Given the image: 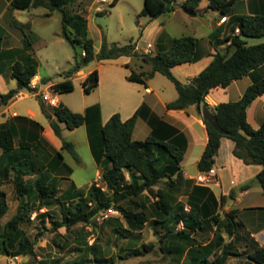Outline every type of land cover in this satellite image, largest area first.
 Masks as SVG:
<instances>
[{
    "label": "trees",
    "instance_id": "trees-1",
    "mask_svg": "<svg viewBox=\"0 0 264 264\" xmlns=\"http://www.w3.org/2000/svg\"><path fill=\"white\" fill-rule=\"evenodd\" d=\"M76 0H11V8L29 9L31 7L45 6L53 12H63L62 35L73 45L80 44L82 51L80 57L75 56L73 67L65 73V78L54 82L51 86L56 92H69L74 90L72 75L80 71L91 61L118 58L124 55L139 56L145 63L150 64V70L131 69L127 78L131 81L146 84L148 78L156 72L167 76L175 84L178 97L167 103L168 109H188L197 103V111L202 114L203 107L207 106L215 115L221 129L216 128L212 122L204 118L208 131V143L198 163L201 170L209 169L215 162L222 138L228 137L235 142L233 153L246 164H258L262 168L257 174V179L264 188V121L259 128H254L248 120V106L258 96L264 93V75L257 69L264 64V10H255L251 14L235 12L238 0H209L208 6L218 10L222 17H228L230 32L220 38L221 27L212 33V43L217 48L220 44H226L225 48L217 49L212 55L210 64L190 83H183L178 79L172 68L185 62H193L198 58L197 37L183 34L170 39L169 47L162 48L156 54L139 51L137 44L130 42L125 45L109 46L107 41L99 53H96L93 39L87 36L86 18L75 14L70 15L65 6ZM118 0H114L116 2ZM177 0H144L141 11L143 15L157 18L162 14L175 9ZM203 0H184L182 8L189 15L198 14V8ZM264 6V0H260ZM50 12V14H51ZM49 14V15H50ZM73 18L79 24L78 35H71L69 23ZM25 27L27 24L18 20L13 24ZM5 28L0 26V44L3 40ZM24 49L33 45L28 40V34L23 29ZM30 34H34L33 31ZM34 36L37 38L36 34ZM248 38L262 39L257 43H249ZM1 47V45H0ZM8 50L9 54L15 52ZM2 55V51L0 53ZM2 57V56H1ZM25 62L19 59L5 61L0 60V72L9 66L11 77L17 80V86L9 91L0 92V105L11 102L22 90L36 91L30 87L32 78L38 74V65L31 61L30 57ZM245 75H251L252 83L247 87L243 96L238 100L220 102L211 106L206 101V95L212 88L227 87L232 81ZM100 81L99 69L92 70L83 81V88L90 93L98 86ZM43 112L50 118V124L56 135H62L64 122L66 127L74 129L83 124L86 125L88 140L94 159L99 165L109 164L104 173L108 191L93 182L83 197L82 189L77 188L74 182L63 193L54 183L56 173L61 174L62 169L69 173L72 168L63 162V153L54 149L51 156L48 151L40 149L42 142L48 140L34 132L28 136L20 135L22 127L19 115L0 122V219L7 213L9 205L6 192L1 188L3 182L13 178L17 193L21 202L18 210L2 227L0 224V252L6 255L19 256L34 253L36 239L32 240L22 228V222L29 218L34 209L46 207L47 210L39 213L43 219L50 215L49 207L55 203H62V219H52L53 228H71L73 225L85 222L89 223L93 217L105 209L117 208L127 220L128 227L134 230L141 229L149 220L150 214L146 206L140 209H126L123 202L127 199L137 198L148 191L155 197V210L158 213L157 222L167 228L164 239V250L177 258L178 264H226L230 255L235 252L234 234L237 225L242 222L237 220L236 209H230L222 217L218 212L219 206L226 202L225 195L217 198L214 191L204 185L196 184L194 179L185 178L183 175L182 161L187 147L185 135L176 127L167 124L163 119L157 118L152 125L151 133L144 139L133 137L134 129L140 115L141 107L126 120L116 112L103 123L99 104H93L84 112L72 110L68 105L59 103L54 106L53 119L46 105L41 101ZM23 120V118L21 119ZM32 124L33 120L29 118ZM26 122L25 120H23ZM44 129L43 127H41ZM19 138V147L16 146V138ZM36 149L41 158L36 161L31 157L32 150ZM62 149L70 152L77 160H80L75 150L74 143L63 140ZM38 165L39 176L33 184L28 185L24 176L33 174ZM130 175L128 183H122L124 172ZM163 179L168 180L169 189L164 191L154 187ZM184 188L187 196L185 204L179 203L177 192ZM26 198V200L24 199ZM64 199V201H63ZM70 200L72 203H65ZM73 201H76L75 203ZM179 223H183L182 229H177ZM216 225L213 239L207 243L197 240L192 233L205 230ZM224 230L231 235L230 241H225L221 234ZM172 238V239H170ZM215 254L214 258L211 255ZM249 264H264V246H257L249 253ZM98 264H110L108 258L96 259ZM95 264V263H94Z\"/></svg>",
    "mask_w": 264,
    "mask_h": 264
},
{
    "label": "rangeland",
    "instance_id": "rangeland-1",
    "mask_svg": "<svg viewBox=\"0 0 264 264\" xmlns=\"http://www.w3.org/2000/svg\"><path fill=\"white\" fill-rule=\"evenodd\" d=\"M183 2L184 0H177L173 11L162 14L157 18L141 14L144 0H118L116 2L107 0L103 4L101 0H76L74 3L66 5L65 9L70 15L78 14L86 18L87 36L93 39L95 51L99 53L105 41H107L109 46L115 44L125 45L133 42L143 50L149 41L154 43L155 35L157 36V27L160 28V26L165 28L164 30L169 33L171 38L189 34L196 36L197 42L205 40L206 36L215 28L217 17H222V15L218 10L208 6L209 0H203L198 8V14L192 16L182 8ZM99 7L102 9H99ZM255 10H264V6L261 4L250 6V3L245 0H238L235 6L236 13L249 14V12ZM50 12L51 10L45 6L15 9L12 12L13 17L27 25L21 29L19 22L15 25L11 20V23L5 25V33H3L1 56L5 61H10L22 58L6 51H14L12 48L18 44L24 45V29L25 33L28 34V40L33 41V45L26 47L27 51L22 55L28 58L29 49L30 60L37 63L40 76L47 79L35 91L37 94L34 91L27 90L28 96L17 100L11 107V111L17 110L19 112L20 122L18 123L22 127L20 133L22 136L26 134L24 131L27 130L28 136L31 132H34L46 138L44 129L41 127L44 128V126L48 125L50 120L41 108L43 92H51L72 110L78 112H84V104H93L100 98L98 90L90 93L84 91L83 81L86 77L83 73L78 72L73 75L74 90L62 93L54 92L50 83L61 81L65 78V73L75 63L76 54L80 57L82 46L78 43L73 46L62 35L63 12L60 10H54L51 14ZM7 16L10 15L8 14ZM78 30L79 24L73 18L72 22L69 23V31L72 36H75L78 35ZM7 31L9 32L8 35H6ZM31 31L36 34L37 38L34 34H30ZM18 35L21 37V41ZM78 36L83 38L82 35ZM198 55H200L199 52ZM118 58H115V63L122 64L125 69L130 68V73L132 68L136 70H148L151 68L150 64L145 63L139 56L124 55ZM126 59L129 60L125 61ZM25 60L28 61V59ZM100 64V61L95 59L81 70L88 73L98 68ZM147 80L157 90L165 80L171 83L173 88L175 87L168 77L163 74L158 75L155 80H153V77ZM10 81L8 86L0 83V89H10L17 86L16 79L12 78ZM41 81L43 82V79ZM43 102L47 110H54L52 104ZM28 109L35 112L34 117L28 113ZM30 116L34 124L29 120ZM22 118L26 122L21 120ZM2 119L3 117L0 115V120ZM139 119L146 120L142 114H140ZM141 123L139 127L144 128L143 123L145 122L141 121ZM148 126L150 127V125ZM140 129L136 133V138L144 140L145 135ZM19 138L20 136L16 138L17 147H19ZM58 138L62 142L64 139L72 141L80 157V160H77L70 152L62 149L60 145V151L63 153V162L70 166L73 171L70 174L66 169H62L61 174L64 176L55 174L57 181H54V183L59 189V194L68 189L71 182H74L77 188L82 189L83 197H85L90 185L95 182L108 195H111L112 192L108 191L107 183L104 179V173L107 172L109 164L99 165L94 159L85 125L74 129L64 128L62 135L58 136ZM58 148L50 140H48V143L42 142L40 145V149L48 151L51 156L54 154V149ZM1 151L2 149L0 148ZM31 157L34 161L41 158L36 149L32 150ZM222 157L224 161L229 159L226 152H223ZM193 158H196V156H193ZM193 158L186 160L185 168L196 173L198 164L194 162ZM35 167L37 169L33 174L24 176L25 182L30 186L40 173L38 165ZM12 177L6 179L1 185V188L6 192L9 205L7 213L0 219L2 227L15 215L21 202ZM129 181L130 175L125 171L124 179L121 182L128 183ZM194 181L196 182L195 179ZM159 188L167 191L169 189L168 180L163 179L160 181L154 187V192L156 193ZM213 188L218 194H221L220 187L213 185ZM24 199L26 200V198ZM177 199L179 203L185 204L186 209H188L189 205L186 204L187 196L184 188L177 192ZM73 202L75 203L76 201ZM252 202H256L255 204L257 205L253 207H242L244 205H241L242 211L238 219L242 220L243 223L242 225H237L233 236L235 237L238 234L241 238L234 242L235 252L240 253V255L230 256L226 264H249V253L255 250L259 241H262L258 234L264 228V196L256 197ZM65 203L72 202L66 200ZM122 204L126 209H140V207L146 206L150 217L141 229L134 230L129 228L127 220L121 211L117 208H111L103 210L100 214L93 217L89 223L80 222L69 229L60 227L54 230L51 220L62 219V203H55L49 207L51 216H47L44 219L39 213H43L47 208L34 209L35 206H33L29 218L23 221L21 226L32 240L36 239L34 253L12 256L0 252V264H98L96 259L100 258L112 260L110 264H178L177 258L163 248L165 243L162 239H164L163 236L167 228L156 221L159 215L155 210V197L145 191L142 196L127 199ZM231 208L232 206L225 202L222 206H219L218 212L221 213L222 217H225L226 210ZM182 228L183 223H179L177 229ZM213 232V229L208 228L198 230L192 235L197 240L205 243L212 237ZM224 234L226 235L225 238L230 241L231 235L225 231Z\"/></svg>",
    "mask_w": 264,
    "mask_h": 264
},
{
    "label": "crops",
    "instance_id": "crops-1",
    "mask_svg": "<svg viewBox=\"0 0 264 264\" xmlns=\"http://www.w3.org/2000/svg\"><path fill=\"white\" fill-rule=\"evenodd\" d=\"M245 1L249 2L250 6L261 4L260 0ZM10 6L11 0H0V26L4 28L7 23L9 24L11 23V20L13 21V18L14 20L16 19L15 17H13L14 15H12V12L17 8H11ZM247 6H249V4H247ZM251 13L253 12H249V14ZM8 14L10 16H7ZM228 19V17H217L215 28L206 36L205 40H201L198 42L197 53L199 52L200 55H198V58L195 61L178 64L172 68L174 75L183 83H190L210 64L214 57L212 54L215 53L217 49L225 48L226 44H220L217 48L214 46V44L212 43V33H214V31L220 26V38H222L224 35H227L231 30ZM164 29L165 28H163L162 26H160V28L157 27V36L155 35L154 43L149 41L147 46L143 50L140 49L137 45V49L139 51L148 52L154 55L162 48L169 47L171 36ZM8 33L9 32L7 31L6 35H8ZM19 40L21 41V37H19ZM248 41L249 43H257L262 41V39L248 38ZM12 49H19L20 51L15 52V54L22 57L18 58L19 60L25 62V59H27V57H23L22 54H25L27 50L24 49V45L22 46L21 44H18ZM1 51L2 47H0V53ZM29 56L30 50L28 49V58ZM1 58L2 57L0 54V60ZM128 60L129 59H126L125 61ZM99 61L101 63L98 67L100 73V81L98 86L95 87L92 91L98 90L99 92L100 98L93 104L100 105L102 122L105 123L110 118V116L116 112L120 113L123 120H126L131 117L138 108L141 107L142 112L140 114H142L143 117L148 121L144 119L141 120L138 117L133 133V137L135 139H137L136 133L138 132L139 128H141L140 130L143 131L146 138L151 133V126L156 122L157 118H161L167 124L178 128L187 139L186 152L182 161L183 175L185 178L195 179L201 169L198 166V171L196 173H193L185 168V162L187 159L196 156V158H193V160L198 164L208 143L207 127L204 122L203 115L197 111V104L191 105L188 109H168L167 103L175 100L178 97V90L176 89V86L171 79L168 78L175 86L174 88L171 86V83H168V81L165 80L157 90L149 84L148 80L146 81V84L129 80L127 76L130 74V68L125 69L122 64L115 63V58ZM150 69L151 68H149L148 70ZM257 71L260 74L264 75V64L260 66ZM78 73H83L85 77H87L90 72L85 73L83 72V70H80L78 71ZM160 74L162 73L156 72L153 76V80H155ZM38 76L41 78V80L43 79V82L41 81L42 84L46 82L47 79L41 77L39 72ZM11 79V70L9 66H6L4 70L0 72V83L8 86L11 82ZM53 83L50 84L52 85ZM251 83V75H245L239 79L232 81L231 84L227 87L212 88L206 95V101L209 105L214 106L219 104L220 102L238 100L243 96L245 90ZM147 87L150 88V91H146ZM10 89H0V92L5 93ZM54 92L57 93L56 91ZM35 94L37 93L35 92ZM27 96V90H22L11 102L6 105H0V115L3 117L0 122L6 121L7 119L13 118L18 115L19 112L17 110L11 111V107L15 104V102H17V100ZM57 100L58 103L56 105L61 102L64 103L58 98ZM93 104H84L83 111H85L87 107ZM48 112H50L53 119H57L56 115L54 114V110H48ZM28 113L32 117L35 116V112L31 109H28ZM31 116L30 118H32ZM247 116L249 122L254 128H259L261 126L264 121V93L258 96L248 106ZM141 121L146 123H143L144 128L139 127L140 124H142ZM60 124L62 126L63 132L64 128H67L66 124L64 122H60ZM148 125H150V127ZM44 135L46 136V139L48 138L47 140L52 141V143H54L57 148L59 147L58 150L61 149L60 145L62 146V141L56 135L50 122L48 125L44 126ZM234 148L235 142L232 139L224 136L221 141L219 152L215 156V162L212 166L216 168L218 173V183L214 185L220 187L221 194H218L215 191L213 185L208 187H210L214 191L218 199H220L221 196L225 195L226 203H229L232 206L231 209H236L237 220H239L238 218L239 214L242 211V207L256 206V202L252 201L256 197L264 196V188L261 186L260 182L257 179V174L261 170L262 166L258 164H246L241 158L234 155ZM223 152H226V154L229 156V159L226 161L223 160ZM1 154L2 151L0 152V155ZM59 175L64 176L63 174ZM228 178L230 179V181H228ZM242 204L244 206L241 207ZM239 221L243 223L242 220ZM215 228L216 225L210 227V229L213 230H215ZM262 231H264V228L263 230H261V232ZM220 232L225 238L226 235L224 234V230H221ZM260 233L258 235H260ZM237 235L238 234H236L235 236V240L241 239L240 236ZM213 236L214 232L212 237L208 241L213 239ZM261 240L262 241L258 240V246H264V240ZM208 241H206L205 243H207ZM225 241L228 240L225 238ZM212 255H214L215 257V254ZM212 255L211 258H214L212 257ZM232 255L235 256L237 254Z\"/></svg>",
    "mask_w": 264,
    "mask_h": 264
},
{
    "label": "built area",
    "instance_id": "built-area-1",
    "mask_svg": "<svg viewBox=\"0 0 264 264\" xmlns=\"http://www.w3.org/2000/svg\"><path fill=\"white\" fill-rule=\"evenodd\" d=\"M105 2H107V0H101L102 4ZM99 9H102V8L99 7ZM41 84H42L41 78L38 76V74H36L32 78L29 85L30 87H32L33 89L37 91V89L41 86ZM146 91H150V88L147 87ZM42 100L52 105H56L58 103L57 97L48 91L42 93ZM195 180L197 184L204 185V186H211V185L217 184L218 183V173H217L216 168L211 167L209 169L200 170ZM259 236L261 239L264 240V231H262Z\"/></svg>",
    "mask_w": 264,
    "mask_h": 264
},
{
    "label": "water",
    "instance_id": "water-1",
    "mask_svg": "<svg viewBox=\"0 0 264 264\" xmlns=\"http://www.w3.org/2000/svg\"><path fill=\"white\" fill-rule=\"evenodd\" d=\"M197 104V103H196ZM202 115L205 119H207L208 121L212 122V124L218 128V129H221L220 128V125L218 123V120L216 118V115L207 107V106H204L203 107V111H202ZM15 259H17V257H15Z\"/></svg>",
    "mask_w": 264,
    "mask_h": 264
}]
</instances>
